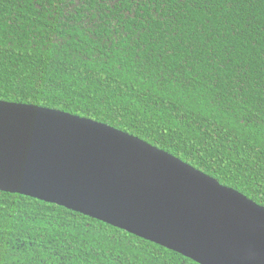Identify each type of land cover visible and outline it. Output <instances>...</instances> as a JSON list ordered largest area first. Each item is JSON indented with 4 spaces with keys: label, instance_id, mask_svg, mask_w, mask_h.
I'll use <instances>...</instances> for the list:
<instances>
[{
    "label": "trees",
    "instance_id": "16d2710c",
    "mask_svg": "<svg viewBox=\"0 0 264 264\" xmlns=\"http://www.w3.org/2000/svg\"><path fill=\"white\" fill-rule=\"evenodd\" d=\"M0 100L130 133L264 206V0H0ZM0 264H200L0 190Z\"/></svg>",
    "mask_w": 264,
    "mask_h": 264
},
{
    "label": "water",
    "instance_id": "95a60500",
    "mask_svg": "<svg viewBox=\"0 0 264 264\" xmlns=\"http://www.w3.org/2000/svg\"><path fill=\"white\" fill-rule=\"evenodd\" d=\"M0 190L52 202L200 264H264V206L150 143L0 100Z\"/></svg>",
    "mask_w": 264,
    "mask_h": 264
}]
</instances>
